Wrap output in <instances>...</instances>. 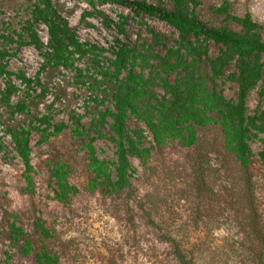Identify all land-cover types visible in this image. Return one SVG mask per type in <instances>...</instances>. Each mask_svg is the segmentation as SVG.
<instances>
[{
	"label": "rangeland",
	"instance_id": "1",
	"mask_svg": "<svg viewBox=\"0 0 264 264\" xmlns=\"http://www.w3.org/2000/svg\"><path fill=\"white\" fill-rule=\"evenodd\" d=\"M44 1L0 0V48L9 51L8 69L14 73L23 71L34 77L43 63L34 45L27 42L19 47L22 39L19 34L29 41L24 27L33 23L41 40L47 43L48 27L33 15L36 6L44 7ZM49 1L82 40L103 47L100 57H110L119 41L149 54L150 63L157 64L156 55H163L165 47L177 37L176 30L165 21L138 15L122 0ZM144 1L169 5L168 0ZM198 1L196 12L201 20L238 28L215 12L214 8L224 0ZM228 1L233 14L249 13L264 24V0ZM119 26L124 28L123 33ZM210 52L211 55L217 52L213 43ZM95 53L84 57L79 65L82 68L91 65L90 58ZM138 63L141 65L140 60ZM233 69L229 67L227 74ZM41 77L49 92L44 99L34 102L28 99L29 114L13 115L0 105V144H4L0 148V264H35L34 255L42 249L57 255L59 264H178L175 255L179 250L169 240L190 252L191 264H260L254 253L257 234L250 225L251 217L256 216L264 236V165L259 160L264 143L259 138L249 140L254 157L245 171L225 151L218 125L200 128L197 143L192 147L178 139L156 146L147 132L144 144L151 147V156L146 162L130 156L135 169L131 187L107 192L88 188L91 171L82 137L73 135L68 128L42 141V133L33 130L30 142L34 187L28 190L24 165L13 151L11 137L4 128L27 127L34 115L48 112L53 123L71 124L70 113H79L85 130L95 138L98 155L115 159L116 147L109 139L110 120L104 125L96 123L97 106L88 101L87 90L76 83L73 72L48 71ZM15 82L23 87L18 79ZM218 83L227 98H236L235 82ZM3 85L0 76V87ZM261 86L262 82L249 92L248 113L264 109ZM154 91L158 97L164 94L159 84ZM24 95L19 91L13 102ZM127 125L129 129L143 127L134 117ZM57 161L69 165V181L79 189L67 202L54 197L50 165ZM37 221L49 231L50 237L41 234ZM13 222L24 229L32 243L31 253H23L24 239L19 242L13 239Z\"/></svg>",
	"mask_w": 264,
	"mask_h": 264
},
{
	"label": "trees",
	"instance_id": "2",
	"mask_svg": "<svg viewBox=\"0 0 264 264\" xmlns=\"http://www.w3.org/2000/svg\"><path fill=\"white\" fill-rule=\"evenodd\" d=\"M122 2L138 15L157 17L176 30L177 37L172 45L165 47L163 55H156L157 64L150 63L149 54L119 41L110 57H100L103 47L82 40L67 19L53 9L49 0L43 2L44 7L36 6L33 11L35 19L48 27L47 43L41 40L33 23L24 27L29 41L19 34L22 38L19 47L28 42L43 57V63L34 77L27 76L23 71L14 73L8 69L6 57L9 51L6 47L0 48V76L4 82L0 87V105L3 108L13 115L29 114L31 108L28 99L31 98L33 102L44 99L49 92L42 80V73L61 70L73 72L76 83L87 90L88 101L97 106L96 123L104 125L110 120L109 139L116 147L115 159L101 158L94 143L95 138L85 130L82 115L75 111L70 113L71 124L64 121L53 123L50 113L45 112L34 115L27 127L7 126L4 131L10 135L12 149L24 165L27 189L33 190L34 187L35 171L30 142L33 130L42 133V141L68 128H71L73 135L84 139L91 171L88 188L92 191L102 188L107 192H117L131 187L135 169L130 156L142 162L151 156V147L144 144L147 132L156 146L178 139L183 145L192 147L197 143L200 128L218 125L223 134L225 151L232 154L247 171L254 157L249 140L259 138L264 143V109L248 113L247 105L249 92L260 82L259 93L264 96V24L254 20L249 13L243 16L233 14L228 0L214 10L224 15L225 21L234 22L237 29L201 20L196 12L198 0H168V6L144 0ZM119 30L124 32L122 26H119ZM9 41H13V38ZM211 43L217 46L214 55L210 52ZM91 53H95L90 58L91 65L82 68L79 62ZM231 66L234 69L227 74ZM171 76L173 80H170ZM15 78L22 88L16 84ZM226 80L236 83V98H227L219 88L218 82ZM157 84L164 91L161 97L156 96L154 91ZM21 90L24 98L13 102L14 96ZM50 106L53 107L52 104ZM131 117L141 122L143 127L129 129L127 123ZM0 148H4L3 143ZM259 160L264 165V150L259 152ZM69 173V165L65 161L50 165L51 182L55 185L54 197L60 202L69 201L79 191L69 181ZM250 225L257 234L254 240L257 262L264 264V236L260 233L256 216L251 217ZM36 226L44 237L51 236L39 221ZM11 229L16 242L24 239L23 253H31L32 243L26 238L24 229L15 222ZM167 242L179 250L175 255L178 264H191L190 252L185 247L171 240ZM34 258L35 264H59V257L46 249L37 251Z\"/></svg>",
	"mask_w": 264,
	"mask_h": 264
}]
</instances>
